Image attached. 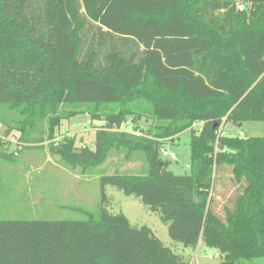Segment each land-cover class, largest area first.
<instances>
[{
	"label": "trees",
	"instance_id": "16d2710c",
	"mask_svg": "<svg viewBox=\"0 0 264 264\" xmlns=\"http://www.w3.org/2000/svg\"><path fill=\"white\" fill-rule=\"evenodd\" d=\"M78 114L102 122L92 145L55 143ZM141 119L144 133L121 130ZM246 121H264V0H0L4 135L49 140L72 170L113 153L144 166L100 174L83 219L0 220V264H189L109 211L106 186L158 212L183 248H217L220 264L264 259V137L223 134ZM186 129L190 173L176 175L161 140Z\"/></svg>",
	"mask_w": 264,
	"mask_h": 264
},
{
	"label": "rangeland",
	"instance_id": "374dc122",
	"mask_svg": "<svg viewBox=\"0 0 264 264\" xmlns=\"http://www.w3.org/2000/svg\"><path fill=\"white\" fill-rule=\"evenodd\" d=\"M241 6L242 4L239 5ZM149 126L150 121L141 119L136 124L123 123L121 130L141 134ZM200 126L201 123L196 122L194 130L198 132ZM101 127V121L91 119L88 114H78L62 121L53 141L59 143L63 138H74L76 146H91L95 131ZM243 132L247 136L264 137V121H246L240 128L227 123L223 128V134L226 135H239ZM17 134L11 132L10 143L0 144V220L83 219L85 212L96 210L100 196V174L124 170L144 172L140 158L124 162L120 160L121 155L115 153L105 163L90 170L82 171L80 167L72 170L61 164L58 155L50 151L47 145L49 140L40 143L44 148H26L28 144L15 146ZM190 136V129H186L173 138L166 137L161 140L162 148L175 154L174 158H161L170 161L168 169L176 175L190 173ZM105 192L110 203L107 207L109 211L122 212L133 225L148 226L164 245L182 254L189 264H220L217 248L199 243L195 249H185L173 242L168 235L167 225L160 220L159 213L149 210L139 199L126 196L112 186H106ZM244 263L264 264V259H253Z\"/></svg>",
	"mask_w": 264,
	"mask_h": 264
},
{
	"label": "built area",
	"instance_id": "2783aa9c",
	"mask_svg": "<svg viewBox=\"0 0 264 264\" xmlns=\"http://www.w3.org/2000/svg\"><path fill=\"white\" fill-rule=\"evenodd\" d=\"M239 136L241 137L242 134H239ZM6 140H9V143H10L11 138L9 136L4 135V126L0 123V141L4 143V142H6ZM14 144H16V142H14ZM14 153L16 154V151ZM160 155L162 157H168V158H174L175 157V154L172 151H169V150L164 149V148L160 149Z\"/></svg>",
	"mask_w": 264,
	"mask_h": 264
},
{
	"label": "water",
	"instance_id": "95a60500",
	"mask_svg": "<svg viewBox=\"0 0 264 264\" xmlns=\"http://www.w3.org/2000/svg\"><path fill=\"white\" fill-rule=\"evenodd\" d=\"M241 125H242V123L240 122V123L237 124V127L240 128ZM242 136H243L244 138H246V137H247L246 132H243V133H242Z\"/></svg>",
	"mask_w": 264,
	"mask_h": 264
},
{
	"label": "crops",
	"instance_id": "0c3cea01",
	"mask_svg": "<svg viewBox=\"0 0 264 264\" xmlns=\"http://www.w3.org/2000/svg\"><path fill=\"white\" fill-rule=\"evenodd\" d=\"M200 243H202V242H200ZM185 249H189V248H185ZM185 249H184V250H185ZM194 256H196V255H194Z\"/></svg>",
	"mask_w": 264,
	"mask_h": 264
}]
</instances>
